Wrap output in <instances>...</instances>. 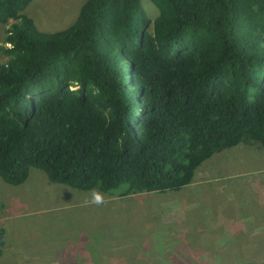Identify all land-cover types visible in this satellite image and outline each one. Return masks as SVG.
<instances>
[{
	"label": "trees",
	"instance_id": "1",
	"mask_svg": "<svg viewBox=\"0 0 264 264\" xmlns=\"http://www.w3.org/2000/svg\"><path fill=\"white\" fill-rule=\"evenodd\" d=\"M149 1L154 21L142 0H87L44 33L33 0H0L5 183L35 168L80 191L166 193L215 154L264 150V0Z\"/></svg>",
	"mask_w": 264,
	"mask_h": 264
},
{
	"label": "rangeland",
	"instance_id": "2",
	"mask_svg": "<svg viewBox=\"0 0 264 264\" xmlns=\"http://www.w3.org/2000/svg\"><path fill=\"white\" fill-rule=\"evenodd\" d=\"M86 1L33 0L24 14L57 33L74 25ZM142 6L151 21L158 17L151 1ZM7 28L0 24V64L9 59ZM96 194L35 168L19 186L0 177V264H264V150L255 146L213 155L179 191H114L99 203Z\"/></svg>",
	"mask_w": 264,
	"mask_h": 264
},
{
	"label": "clouds",
	"instance_id": "3",
	"mask_svg": "<svg viewBox=\"0 0 264 264\" xmlns=\"http://www.w3.org/2000/svg\"><path fill=\"white\" fill-rule=\"evenodd\" d=\"M102 201V197L99 194L95 195L94 202L99 203Z\"/></svg>",
	"mask_w": 264,
	"mask_h": 264
},
{
	"label": "crops",
	"instance_id": "4",
	"mask_svg": "<svg viewBox=\"0 0 264 264\" xmlns=\"http://www.w3.org/2000/svg\"><path fill=\"white\" fill-rule=\"evenodd\" d=\"M97 191V190H94ZM99 193L100 196L104 197L103 199H105L106 197H108V195L102 194L101 192L97 191ZM106 200V199H105ZM109 202V199L107 200Z\"/></svg>",
	"mask_w": 264,
	"mask_h": 264
}]
</instances>
